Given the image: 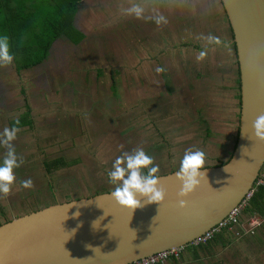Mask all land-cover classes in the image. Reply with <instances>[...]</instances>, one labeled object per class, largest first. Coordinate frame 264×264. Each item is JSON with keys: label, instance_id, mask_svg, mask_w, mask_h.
Segmentation results:
<instances>
[{"label": "water", "instance_id": "water-1", "mask_svg": "<svg viewBox=\"0 0 264 264\" xmlns=\"http://www.w3.org/2000/svg\"><path fill=\"white\" fill-rule=\"evenodd\" d=\"M238 68L235 143L222 163L174 169L0 223V264H129L220 223L264 165V0H219Z\"/></svg>", "mask_w": 264, "mask_h": 264}, {"label": "rangeland", "instance_id": "rangeland-1", "mask_svg": "<svg viewBox=\"0 0 264 264\" xmlns=\"http://www.w3.org/2000/svg\"><path fill=\"white\" fill-rule=\"evenodd\" d=\"M182 1L185 2V0ZM182 1L177 2V8H183ZM189 2L190 3L187 2L188 8L194 16H198L205 11L206 13L209 12V14H213L215 9H220L217 0H195L194 2L189 0ZM186 8L184 6V9ZM201 10L203 12H201ZM221 11L222 10L220 9L219 12L221 13ZM120 23L122 22L104 21L96 24L94 21L88 26V32H96L99 35H106L110 26L119 24L118 28L120 29ZM124 23L126 25L125 29L136 32L137 28L132 24V21L125 20ZM119 40L118 35V37L115 38V41L119 42ZM130 40L131 38L129 37L127 42H130ZM91 48L96 51L98 49L96 44L93 45L91 40H87L80 46V52L77 48L72 46L60 45L58 50L53 53V57H51L53 65L49 68H37L34 70L22 71L20 73V77L23 80L27 78L25 83L28 84L29 87L35 89L45 88L44 90L47 93L46 97L51 98L52 102L57 103L56 110L39 113L37 119H35L36 123L46 120L47 125H55V123H57L58 126H56V128L58 129H56V132L55 130L50 129L53 128L50 126L48 132L47 130H43L46 129V127L37 130V126L42 125L39 124L35 127L36 130H34L33 133H30V131H25V135L17 133L19 139L20 137L25 138V136L30 137V134H32L34 137L32 142L35 145H33L31 149L28 145L27 147L21 145L15 151V155L19 159L17 163L18 165L21 164L18 167L19 169L22 168V170L16 172V178H11L12 176L9 174L10 170L8 173H2L3 169L1 165L5 162L3 158L7 156L6 151L3 153L5 156L0 159V184L2 186L0 188V201L3 206L7 208V217L1 218L0 223L5 219L26 213L40 206L42 207L45 204L43 199L46 197V190L40 189L36 191V193H33V188H35V190L41 188L47 178L44 171L41 169L42 166L39 165L43 157L42 153L44 152L46 153V157L63 155L67 157L79 156L77 163L72 164L69 167L60 168L55 173H52L54 174L52 176V182L55 187L56 199L61 201L69 199L70 197L72 198L73 194L69 189H76V194L80 197L100 192L99 190L104 184L107 188L112 189L114 187L123 186L127 182H131L136 175L130 174V169H125L124 166H126L125 164L127 163L122 162L123 157L121 158V156L118 155V152H127L128 154L136 153V149L143 146H155V142L161 145L162 143L159 141L163 137H166L167 140L166 143L161 145L163 146L162 148H160L159 144L155 143L159 148L155 150L157 153V156L154 159L156 166L152 167V171L155 173L158 172L157 162L162 163V166H164L162 167V170L164 171L178 167L174 157H176V153H178L177 150L182 149V146H176V142H172V140H176L182 136L172 132L176 124L193 121V118H195L196 115H199L198 117L203 116V110H206L203 108L205 107L203 101L207 98L205 92H203V100L202 97L201 99H198L194 94L195 88L194 90H191V86L195 83L188 81V84L191 85L190 88H188L189 86H185L186 81L184 82L180 77L177 81H170V83L174 84L172 85L174 88L172 94L167 93L165 86L161 82H158L153 86L148 85L158 92L159 98L152 104H150V102L153 100L145 104L139 103L141 97L144 96L145 99H147L155 95H149L147 92V86L138 84L137 70L128 66L126 60H124L120 64L122 66L120 67L121 70H118L117 76L115 77L118 86V89L115 91L111 85V70H108V68L103 69L100 74L95 68L100 64L96 65L91 61H87L89 55H83L81 59L79 58V53L81 55L82 51L87 53L90 51L95 52ZM191 52L192 58L200 62L199 65L195 64V68L197 67V70H199V68L202 69L204 65L201 63V57L198 52ZM227 54L232 55L229 47L220 50V57H226ZM134 58L136 60L137 56H134ZM61 59L64 60V62L57 61ZM4 61V59L0 60L2 63H4ZM121 61L122 60L118 63ZM206 62L209 64L208 61ZM207 63L205 66H207ZM47 64H49V62ZM13 72L14 70L7 71L8 75H6L5 70H0V74L6 75L7 78L10 75H13ZM10 81L11 83L15 82L14 80ZM7 82L0 83V115H2L1 111L3 110H11L14 114L16 113L15 111L19 110L18 105L11 94L12 87L15 84L6 86L5 83ZM17 82L20 84L19 80ZM181 82L183 83L182 86H180ZM201 89L202 88H198V91L196 92L201 93ZM115 92L117 95H115ZM39 98L40 95L38 98L36 96L35 100ZM196 106H199L197 114H195L196 112L194 110V107ZM212 115H215L216 119H219L222 118L224 114L215 112ZM220 120L225 121L226 119L222 118ZM233 120L232 124H227L222 121L217 125L211 121L209 126L213 132H216L215 134L217 135L215 137L220 139L221 142H224L221 145L215 144L213 146V143L210 142H213V139L208 138L205 141L203 148L207 149L208 146V149H215L218 151L215 155L222 158L223 155L228 152L231 141L236 134L237 124L235 122V116H233ZM149 121L153 124H149ZM60 123H62V126H59ZM138 123H143L144 127H146L140 136L136 130L132 129V127L136 126ZM196 123L199 122L197 121ZM192 125L193 124H190V127ZM93 130L98 132L97 137H92L89 134L88 131ZM99 131H102L105 135H102ZM53 132L58 133V136H56V138L53 137V139L48 141H42L41 145L44 146L43 151L35 148L40 140L39 138H42L41 135H46L47 133L52 135ZM199 133L201 134L194 135L196 134L195 132L194 134L188 135L194 137L189 139L191 145H199L196 139L198 136L202 139L204 137L202 132L199 131ZM225 141L227 143H225ZM8 144H10L9 139ZM124 148H127V150ZM30 151L31 156H29ZM192 152L195 153L196 151ZM33 156L34 158H32ZM182 157L185 159V156ZM176 158L177 161H180V158ZM30 162H38V165L34 164V166H32L30 165ZM12 164L15 163L12 162ZM197 164L202 163L198 162ZM93 167L94 171L92 170L91 173L90 171ZM26 178L30 181L26 184L24 183L22 187L31 191L35 198L32 199L33 195H30L26 198V202L23 203L17 201L18 203H15L14 205L12 203L17 200L16 195L19 194L22 189L21 180H25ZM50 202L52 201L50 200ZM245 227L247 228L248 226L245 225Z\"/></svg>", "mask_w": 264, "mask_h": 264}, {"label": "crops", "instance_id": "crops-1", "mask_svg": "<svg viewBox=\"0 0 264 264\" xmlns=\"http://www.w3.org/2000/svg\"><path fill=\"white\" fill-rule=\"evenodd\" d=\"M182 0H83L82 5L80 4V11L77 13V17L75 18V26L83 31L86 34L91 33L92 36L84 38L80 43L73 45L67 39L63 37L55 38L49 46L47 57L42 60L39 64L24 68L18 69L14 57L7 54L5 55V51L3 49V42L0 41V60H5L4 63L0 62V70H5V74L7 71L14 70L13 75H10L8 78L6 75L0 74V83H5L6 86H11V84H15L12 87V96L14 97L16 104L18 105L19 110L15 111L16 113H12L11 110H3L2 115H0V159L4 157L3 153L6 151L7 156L3 158L5 162H3L2 173H8L11 178H16V172L22 170L19 169V161L18 157L15 155V151L21 146L27 145L30 149L35 145L32 141L34 137L30 134V137H19L17 133L21 135H25V131H30L33 133L35 127L37 126V130H40L44 127L47 130L49 127L52 130L57 132L56 126L57 123L52 125H47L46 120L40 121V123H36L35 119H37L39 113L49 112L50 110L57 109V103L52 102L51 98H47V93L45 92V88H31L26 84V80H23L20 77V73L26 70H34L37 68H49L53 65V61L51 57H53V53L58 50L60 45H68L80 52V46L86 42L87 40H91L93 45L96 44L98 47L97 51L91 48L93 51L89 53L83 52L79 53V58L84 55H89L87 57V61H91L92 63L100 64L96 66V70L100 67L102 69L108 70H121L122 67L120 64L126 60L128 66L132 69L137 70V80L139 85L147 86V92L149 95L154 94L155 96L151 98L145 99V97H141L139 99V103H155L158 98V92L151 86L156 85L158 82H161L164 86L169 84L170 81L178 79V74H182L186 79V81L193 82L197 81L198 71H201L204 76L203 78H207L209 75L220 73L222 77L226 79L224 94L226 96L225 105L228 106V113L231 118V123L234 121L233 116L238 113L236 111V98L235 95L237 93L236 90V75H235V58L234 53L227 54L226 57H220L219 53L222 48L229 47L231 49V45L233 44L232 39H226V35L224 36L222 32L225 29V16L219 12L222 9L221 3L218 2L220 9H215L213 14L204 13L199 14L198 16H194L191 14L188 8V1H182V6L179 9L177 8V2ZM191 2L195 0H190ZM218 1V0H217ZM188 2V3H187ZM198 2V1H197ZM199 3V2H198ZM215 5V3H214ZM82 6V7H81ZM184 6L186 9H184ZM201 12H203L201 10ZM132 16V17H130ZM180 18V22H174V18ZM127 18V19H126ZM177 18V19H178ZM201 19L205 23L211 24V27H207V29H216V36L214 40L209 41L211 35H200L196 36L192 35L189 30L192 25H197V21L195 20ZM206 19V20H205ZM125 20L132 21V24L137 28L136 32L133 30L125 29ZM102 23V22H122L120 23L121 28L119 29V24L115 26H110L106 35H99L96 32H88V26L93 22ZM220 21V22H219ZM176 24V25H175ZM131 26V25H130ZM213 26V27H212ZM132 28V26H131ZM196 29H199L196 26ZM119 35V42L115 41V38ZM131 38L130 42L127 40ZM206 39V41L204 40ZM98 40V41H97ZM192 43L199 42L201 47L204 48L202 52L195 50L189 45H184L185 41ZM209 41V42H207ZM127 42V43H126ZM198 52L201 57V61H208L207 66H203L202 69L199 68L197 70L195 68V64L199 65V61L192 58V52ZM58 56V55H55ZM134 56H137L135 60ZM206 58V60H205ZM56 59V58H55ZM51 60V61H50ZM122 60L120 63H118ZM60 62H64V60H57ZM49 62V64H47ZM103 62V63H102ZM118 63V64H117ZM46 65V66H45ZM53 68V67H52ZM193 69L195 71H193ZM172 70V72H171ZM211 71V74H208ZM101 74V72H100ZM117 73L114 75V79L110 76L111 85L114 89V84H116L115 77ZM10 80H14V83H11ZM20 81V84H18ZM115 80V82L113 81ZM239 80V79H238ZM30 83V81H29ZM58 83V82H57ZM117 85V84H116ZM151 85V86H148ZM236 85V86H235ZM239 85V84H238ZM213 86V84H212ZM239 87V86H238ZM239 92V90H238ZM40 98L35 100V97ZM219 94L212 95L209 97V101H215L219 103ZM1 110V108H0ZM239 110V104L238 109ZM235 114V115H233ZM25 116V120L31 121L30 124L19 125L17 127L11 126V123L18 120L20 117ZM237 117L235 116V122L237 124ZM68 122V121H67ZM70 122V120H69ZM192 121H188L185 123L186 125ZM152 123L151 121L148 122ZM67 124V123H66ZM65 124V126H66ZM153 124V123H152ZM62 126V123L59 126ZM181 124H176L172 133L181 134L182 127ZM77 126V125H76ZM75 126V127H76ZM185 126V125H184ZM69 128V126H68ZM92 137H97L98 132L88 131ZM99 133H103L99 131ZM16 135V136H15ZM58 136V133H52L49 135H41L42 138H39L38 144L35 148L40 150H44V146L41 145L42 141H48ZM4 141H3V140ZM8 139L10 140V144H8ZM167 138L163 137L159 142L166 143ZM182 142V138H177L176 140H172V142ZM157 143V142H155ZM163 147V146H162ZM43 157L39 163L42 166V170L46 175V179L44 181V185L41 188H33V193L40 189L46 190V195L52 202H54V198H56L54 183L52 182L53 175L57 170H53L51 172H47L45 168V163L50 159L63 157L65 160L74 161L73 164L77 163L79 160V156L67 157V156H54V157H46V153H42ZM29 156H31V151ZM34 158V156L32 157ZM14 162L15 164H12ZM34 164L38 165V162H30V165L34 166ZM72 165V164H71ZM69 167V166H67ZM65 168V167H63ZM27 178L25 180H21V191L17 194V201L26 202V198L30 195L32 199L35 198L34 194L31 191L27 190L25 187L23 188V184L28 183ZM51 182V184H50ZM1 183V182H0ZM53 185V187H52ZM0 184V188H1ZM4 189V188H3ZM26 191V192H25ZM1 192V190H0ZM46 197V198H47ZM70 199V198H69ZM50 203V202H49ZM7 208L3 206L0 201V220L1 218H6ZM258 221L259 224H256L253 228H248L250 225L249 222ZM262 218L259 216H255L254 214H248L247 212L242 211L239 214V225L232 226V230H239L238 235L232 236V240L228 243H214L211 247L206 246H197L188 244L180 249H178L177 256H171L167 259L164 264H264V230L260 227V222ZM248 226L247 228L245 227ZM261 231L260 232V228ZM251 229L250 231H248ZM230 230V228H227ZM220 255H218L217 254Z\"/></svg>", "mask_w": 264, "mask_h": 264}, {"label": "trees", "instance_id": "trees-1", "mask_svg": "<svg viewBox=\"0 0 264 264\" xmlns=\"http://www.w3.org/2000/svg\"><path fill=\"white\" fill-rule=\"evenodd\" d=\"M82 1L83 0H0V41L3 42L2 45L5 51V55L9 54L13 56L17 68L24 69L37 65L42 60H44L47 57L49 46L55 38L63 37L73 45H76L80 43L84 38L92 36L91 33L86 34L75 26V18L77 17V13H79L80 11V4L82 5ZM218 2L220 3L219 0ZM222 14L225 16L223 10H222ZM177 18L178 17L174 18V22L181 21L180 18L178 19ZM196 21H197L196 26L200 28V30L196 29L195 24H193L189 32L194 36H196L197 34H199V36L209 34L211 35L209 41L211 42L212 40H214V37L212 35L216 36V29L215 28L207 29V27H211V24L205 23L201 19L195 20V22ZM225 24H226L225 26L226 30L222 32V34L224 36L226 35V39L230 40L232 39V33L226 17H225ZM204 40L206 41V39ZM184 45L185 46L189 45L190 47L199 51V53L204 50V48L201 47L199 42L192 43L189 40V42L185 41ZM231 50L234 53V58H235L234 70L236 75L235 83L237 85V86L235 85L237 90L235 98H236V111L238 112L237 109L239 104V92H238L239 83H238V68H237L234 44L231 45ZM201 63L202 65L206 64L205 61H201ZM97 71L100 73L103 71V69L100 67ZM193 71L195 70L193 69ZM116 73L117 70L113 69L110 71V76L114 79V75ZM208 74H211V71H209ZM181 76L183 75L182 74L180 75L179 73L178 78H180ZM203 76L204 74L201 71H198V74L196 76L197 81L196 82L193 81L195 83L193 84V86L189 85L184 77H181V79L184 80V82L186 81V85H185L186 87L189 86L188 88H190L191 86V90H194L195 88L194 94L198 99H201L202 97L203 100V92H205V96H207V98L206 100L204 99L203 101L205 103V107L203 108L206 109L203 110V116L198 117L199 115H196V117L193 118L192 122L188 123L187 125L185 123H182L181 125L183 127L181 130L182 132L181 134H179V136L180 135L182 136L180 137L182 138V142L179 140L178 142L175 143L176 146H182V149L177 150L178 153H176V157L180 158V161H177V158L174 157V160L176 159V164L178 167L170 168L169 170L164 171L162 170V167H164L162 166V163L157 162L158 172L155 173L154 171H152V167L156 166V162L154 161V159L156 158L157 153L155 150L159 148L156 145L159 143L156 144L154 143L155 146L153 145L150 147L143 146L141 148H138L136 149V153L128 154L127 152L119 151L118 155H120L121 158L123 157L122 162L127 163L125 164L126 166H124L125 169L127 170L130 169L129 173L136 175V177L131 182H127L126 184L139 181L144 178H149L157 174L169 172L174 169L197 167V166H208L211 164L214 165V164L222 163L225 162L230 157L235 143V137L231 141V145L228 152L224 154L222 158H219L217 157V155H215L218 153V151H216L215 149L214 150H212V148L208 149V146H207L208 150L206 148H203V145L208 138L213 139V142L210 141L211 143H213V146L215 144L221 145L224 142V141L221 142L220 139H217L215 137L217 135L215 134L216 132H213V130L209 126L211 124V121L217 125L222 121H224V120H220L223 118L226 119L224 122H226L227 124L231 123V118L228 113L229 107L225 105L226 96L224 94V90L227 89L225 88L226 79L222 77L220 73L209 75L206 79L203 78ZM113 81L115 82V80ZM173 81H177V79ZM172 85L174 84L169 83L165 85L168 94H172L174 91ZM182 85L183 83L181 82L180 86ZM198 88H202L200 90L201 93L196 92L198 91ZM116 89H118V86L114 84V90L116 91ZM218 94H219V99H218L219 103H216L215 101H211V102L209 101L210 96L218 95ZM115 95H117L116 92ZM198 108L199 106L194 107V110L196 112L195 114H197ZM215 112L224 115L222 118L216 119L215 115H212ZM237 115L238 113H236L235 116L237 117ZM195 121L196 122L198 121L199 123H196ZM30 123L31 121L25 120V116H22L18 120L11 123V126L13 125L14 127H17L19 125H26V124L28 125ZM190 124L193 125L190 127ZM145 128L146 127H144L143 123H138L136 126L132 127V129L138 132L139 136L144 132ZM199 131L202 132V134H204L203 139L200 136H198L199 139L196 137L197 138L196 140L198 141L199 145H195V146L191 145L189 139L194 137L188 135L194 134L195 132L196 134L194 135H200L201 133H199ZM102 135H105V133H102ZM225 143L227 142L225 141ZM161 145L160 148H162ZM124 149L127 150V148ZM192 151H196V152L194 153ZM182 156H185V159H183ZM74 161L76 160L69 161V160H65L63 157H57L50 159L48 162H46L45 168L47 172H51L53 170H58L60 168L70 166L71 164L74 163ZM198 162H201L202 164H197ZM92 170L94 171V167L91 169L90 171L91 173ZM260 173L261 174L264 173V166L263 169L260 171ZM110 189L111 188H107V186L104 184L101 186V189L99 191L100 192L107 191ZM69 191H71V193L73 194L72 198L78 197L76 194L77 192L76 189L74 190L69 189ZM46 197L43 199L45 203L44 205L50 202L49 198ZM242 211L247 212L248 214H254L255 216L261 217L262 221L260 222L261 225L260 227L264 230V184H259L254 186V190L250 195V197L247 199V204L245 205ZM261 228H260V232L263 231L261 230ZM238 231L239 230L237 229L227 230L226 228H221L218 232L214 233L211 239H209L206 243L199 244L197 246L211 247L214 243H223V244L228 243L229 241L232 240V236L235 235V232Z\"/></svg>", "mask_w": 264, "mask_h": 264}, {"label": "built area", "instance_id": "built-area-1", "mask_svg": "<svg viewBox=\"0 0 264 264\" xmlns=\"http://www.w3.org/2000/svg\"><path fill=\"white\" fill-rule=\"evenodd\" d=\"M264 166V165H263ZM263 167L261 168V170ZM260 170V171H261ZM264 173L259 172V176L254 181V184L251 188V190L247 193L244 199L238 204L234 209H232L229 214L217 225L210 228L209 230L205 231L203 234H201L199 237H197L195 240H193L190 244L192 245H199L206 243L211 237L214 235V233L218 232L221 228H232L234 225H239V214L242 212L243 208L247 204V199L250 197L254 190L255 185L264 184ZM250 227L253 228L255 224H259L258 221H252L249 222ZM249 229L248 231H250ZM239 232H235V235H238ZM178 249H169L164 250L160 252H156L152 255L146 256L144 258H140L138 260H135L129 264H164L167 259L171 256H177Z\"/></svg>", "mask_w": 264, "mask_h": 264}, {"label": "flooded vegetation", "instance_id": "flooded-vegetation-1", "mask_svg": "<svg viewBox=\"0 0 264 264\" xmlns=\"http://www.w3.org/2000/svg\"><path fill=\"white\" fill-rule=\"evenodd\" d=\"M261 170V169H260Z\"/></svg>", "mask_w": 264, "mask_h": 264}]
</instances>
